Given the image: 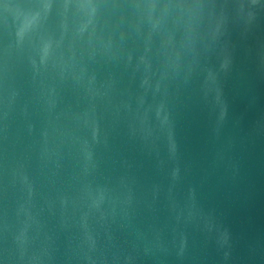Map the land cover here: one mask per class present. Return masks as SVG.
<instances>
[{
  "label": "water",
  "instance_id": "water-1",
  "mask_svg": "<svg viewBox=\"0 0 264 264\" xmlns=\"http://www.w3.org/2000/svg\"><path fill=\"white\" fill-rule=\"evenodd\" d=\"M0 264H264V0H0Z\"/></svg>",
  "mask_w": 264,
  "mask_h": 264
}]
</instances>
